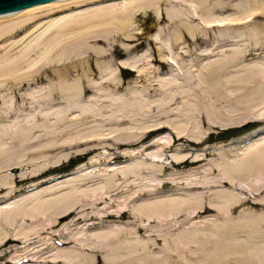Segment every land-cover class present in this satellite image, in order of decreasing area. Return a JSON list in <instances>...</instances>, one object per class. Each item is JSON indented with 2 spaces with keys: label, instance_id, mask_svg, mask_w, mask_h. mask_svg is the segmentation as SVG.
Masks as SVG:
<instances>
[{
  "label": "bare ground",
  "instance_id": "6f19581e",
  "mask_svg": "<svg viewBox=\"0 0 264 264\" xmlns=\"http://www.w3.org/2000/svg\"><path fill=\"white\" fill-rule=\"evenodd\" d=\"M168 5L176 8H179L177 5L189 6L194 15L189 16L175 8L160 10V6ZM229 6L227 2L216 0H53V3L32 6V9H23L16 14H0V50L16 47L22 44L21 41L37 36L35 39L43 42L32 45V49L42 45L46 49H60V57L66 59L86 54L99 57L103 54L100 49L113 46L117 41H135L129 38L128 21L136 20L139 14L150 12L159 22H166L171 27L182 23L192 40L198 36L205 38L209 29L244 24L260 13L264 14V0H241L237 5L240 17L232 18V14L217 16ZM177 29H174L175 33ZM239 35L255 39L256 43L264 41V31L260 27L254 26ZM176 39L178 42L180 38ZM184 51H180L181 57L190 55ZM254 51L251 50L252 53ZM51 52L49 50L47 54ZM252 53L240 49L229 53L225 49H197L191 55L190 69L182 71L179 68V75L183 72L190 89L187 92L183 89L170 99L189 97L193 104L184 102L185 111L197 113L203 123L223 112L215 106L230 107L233 110L231 115L237 112L230 118V126L252 119L264 123V114L260 112L264 110V62L244 64L247 56L254 55ZM164 58L174 66L172 54L164 55ZM53 61L44 57L40 66ZM140 62L130 64L122 61L118 62V67L128 66L137 72L138 78L146 77L139 68ZM97 65L99 69L104 67ZM16 67V62L2 66L0 74L12 76ZM175 71L174 68L169 76L160 80V90L182 88L183 81L174 74ZM110 75L116 77L112 72ZM14 83L22 89L28 85L22 80ZM101 84L113 83L104 79ZM53 89L51 86L43 98L51 97L55 92ZM56 89L66 99L67 107L74 105L76 98L93 91L92 87L64 80L57 84ZM133 103H127L125 107L135 110L136 104ZM81 108L83 118L94 113L88 106L81 105ZM65 110H58L59 120L65 119ZM157 126L146 132H118L117 138L127 137L132 142L118 139L120 142L117 141L116 148L138 145L149 135L167 127ZM195 129L191 135L196 133ZM31 132L32 129L24 130L23 127L12 132L0 129V159L2 155H8L11 148L14 151L28 145ZM178 135L168 144L152 141V145L161 148V155L170 159L169 165L149 156L147 160L151 166L160 165V169L137 163L110 171L105 190L94 194L78 189L80 185L100 180V175L96 174L55 183L52 188L27 196L49 181H55L56 177L28 183L39 173L8 176L2 174L5 167H0V258L10 259L0 261V264H27L26 261L95 264L97 260L100 264H264V126L243 138L239 142L243 144L231 147L228 152L224 149L219 151V148L210 152L204 148L194 157L190 153L171 157L167 154V148L175 144V139L184 137L181 132ZM5 136L14 141L9 147L4 142ZM91 142L83 140L61 146L50 142L44 147L50 152L60 148L71 149L75 145L86 146ZM212 153L214 163L208 161L206 170L198 167L185 176L177 172L164 176L169 168L187 165L190 159L191 164L200 163ZM120 157L117 155L115 158ZM143 170L151 174L159 172V180L138 186L135 180L141 178L136 174ZM62 177L65 178L64 175ZM79 223L90 231L82 234L83 237H76L78 233L73 232ZM47 236L60 239L45 243L43 239Z\"/></svg>",
  "mask_w": 264,
  "mask_h": 264
},
{
  "label": "rangeland",
  "instance_id": "374dc122",
  "mask_svg": "<svg viewBox=\"0 0 264 264\" xmlns=\"http://www.w3.org/2000/svg\"><path fill=\"white\" fill-rule=\"evenodd\" d=\"M216 1L230 4L223 14L221 13V15L218 14L217 16L232 14V18L240 17V10L237 5L241 0ZM177 6L179 8L173 7V5L160 6V10L162 8L164 10L165 8H175L189 14V16L193 14L189 6ZM258 15L244 24H233L230 25L232 27L209 29L205 38L198 36L196 40H192L186 34L182 23L171 27L166 22H159L156 16L150 12L143 15L139 14L136 20L128 21L129 38L135 41L130 43L122 40L117 41L113 46L100 49L106 55L102 54L99 57L97 54H86L74 59H66L60 57V49H46L45 45L32 49V45L43 42L39 38L35 39L37 36L27 41H21L22 44L16 47L1 49L0 67L12 62H16L17 67L12 76L8 77L0 74V129H10L11 132L21 127L24 130L32 129L28 137L30 144L24 145L25 147L23 146V148L18 147L14 151H12L14 148H11L8 155H2L0 167H5L2 174L21 176L34 172L39 173L28 183L49 179L53 176L56 177L55 181H49V183L44 184L32 193L30 192L27 196L52 188L55 183L67 182L72 178L78 179L81 175L96 174L100 175V180L95 179L92 182L80 185L78 189L85 191V193L92 192L94 194V192L105 190L110 171L114 172L137 163L143 164L145 167H153L154 164L151 166L152 164L147 160L149 156L153 160H159L165 165H169L170 159H167L165 155H161V148L152 145L154 140H160L168 144L171 143L170 141L173 138H177L176 135L178 133L179 135L180 132L181 135L183 134L182 136L184 137L180 140L175 139V144L167 148V154L170 157L187 153L194 157V155L202 152L201 150L204 148H208L207 150L210 152H214L217 148H219V151L224 149L225 152H228L227 150L231 149V147L243 144L239 142H242L243 138L262 128L264 126L263 122H256V120L252 119V121L246 120L247 122L243 124L230 126L231 121L229 120L237 112L231 115L233 110L230 107L215 106L223 111L221 113L223 116L221 114L219 116L215 115L218 116L216 117L217 119L213 117V119L211 118L213 121L210 119L208 122L205 121L203 123L197 113L188 114L185 111L184 102L189 103V97H182L175 101L170 98L176 97V94L182 92L183 89L186 92L190 89L187 86L190 84L184 81L183 72H181V75H179V72L185 68L190 69L193 62L191 55L197 49H225L226 53L234 49L244 50L247 53H252L251 50H255L252 53L254 54L253 56L246 57L244 64L264 62V41L259 40L256 43L255 39L247 36L240 37L239 35L245 30H251L254 26L260 27L264 31V14L260 13ZM176 28L178 29L175 33L174 29ZM155 35H157L156 38ZM176 38H180V42H176L178 40ZM22 39L20 38L19 40ZM19 40L16 39V42H19ZM49 50H52V52L47 54ZM182 50L187 51L190 55L181 57L180 51ZM167 54H172L175 57L174 66L165 60L164 55ZM44 57H49L54 61L40 66ZM60 58L62 59L60 60ZM122 61L130 64L141 61L139 68L143 74L145 72L144 75L146 77L138 78L137 72L129 69L128 66L118 67V62ZM97 63L104 66V72H102L103 68L99 69ZM174 68L176 69L174 74L183 81L182 88L168 87L169 89L166 91L160 90L161 88L158 85L160 80L165 76H169ZM111 72L116 77L113 78L110 75ZM24 78L26 79L23 80ZM104 79L111 81L113 84L102 86L101 82ZM21 80L28 84L23 89L14 83L21 82ZM61 80L92 87L93 91L76 98L78 102L76 101L74 105L67 107L66 99L56 89L57 84ZM51 86L54 87L55 92L53 91L51 97L44 99L43 95L50 90ZM184 99L186 100L184 101ZM127 103L129 105L132 103L136 104L135 110L132 108H130L131 110L127 109L125 107ZM190 103L193 104L192 100ZM81 105L88 106L90 110H93L92 116L83 118L80 111L82 109ZM61 108H66L64 120H59L57 116V112ZM260 112L264 114L263 109ZM185 114L187 116L191 115V117L188 116L187 118ZM214 122L215 124H213ZM157 125H166L167 127L162 131L149 135L138 145H125V147L116 148L117 141L120 142L122 139V137L121 139H119L120 137L117 138L116 134L118 132L121 133L120 131L127 130L129 132H146ZM173 128L178 129L174 130ZM117 129L118 131H116ZM193 129L196 131V133H193V135L195 134L194 136L190 134ZM188 135L189 137H187ZM191 138L193 139L191 140ZM3 139L7 147L14 143L10 136H5ZM199 139L201 141L198 142ZM83 140H91L92 142L86 146L75 145L71 149L60 148L50 152L45 151V147L49 146L50 142L52 145L61 146ZM122 140H127L128 143L131 141L127 137ZM97 147L99 149L87 152L89 149ZM117 155L121 157L115 158ZM3 157L5 158L3 159ZM94 160H97V163ZM214 160L213 153L197 164H191L190 159L187 165L173 169L169 168L164 176H167V174L169 176L173 172L185 176L198 167L206 170L205 168L209 167L208 161L214 163ZM159 166L154 167L160 169ZM80 169H83L82 172ZM158 174L160 173L151 174L143 170L136 174V177H140L143 180L139 179L135 180V182L138 186H143V183L148 182L154 183L156 179L159 180L157 178ZM63 175L65 178L62 177ZM21 185L23 186L24 183ZM77 225L79 227L73 230L74 233H78L76 237H83L84 235L82 234L90 232L83 228L82 223ZM81 226L82 228H80ZM53 239L58 240L60 238L55 236ZM53 239L47 236L43 239V242L53 243ZM43 242L41 241L40 244ZM8 260L10 259L7 257L0 258L2 262ZM26 262L27 264H40L33 261ZM94 263L100 264V261L98 262L97 260Z\"/></svg>",
  "mask_w": 264,
  "mask_h": 264
},
{
  "label": "water",
  "instance_id": "95a60500",
  "mask_svg": "<svg viewBox=\"0 0 264 264\" xmlns=\"http://www.w3.org/2000/svg\"><path fill=\"white\" fill-rule=\"evenodd\" d=\"M43 3H53V0H0V14H16Z\"/></svg>",
  "mask_w": 264,
  "mask_h": 264
}]
</instances>
